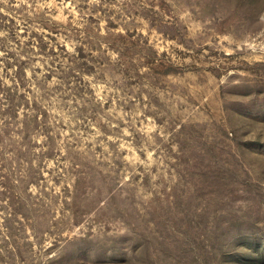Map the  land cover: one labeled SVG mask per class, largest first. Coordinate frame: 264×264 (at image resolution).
Masks as SVG:
<instances>
[{
  "label": "rangeland",
  "instance_id": "rangeland-1",
  "mask_svg": "<svg viewBox=\"0 0 264 264\" xmlns=\"http://www.w3.org/2000/svg\"><path fill=\"white\" fill-rule=\"evenodd\" d=\"M0 264H264V0H0Z\"/></svg>",
  "mask_w": 264,
  "mask_h": 264
}]
</instances>
